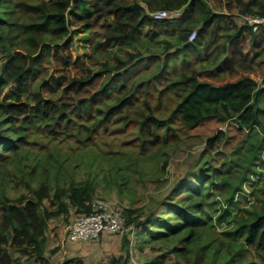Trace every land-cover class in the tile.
<instances>
[{"label": "rangeland", "instance_id": "rangeland-1", "mask_svg": "<svg viewBox=\"0 0 264 264\" xmlns=\"http://www.w3.org/2000/svg\"><path fill=\"white\" fill-rule=\"evenodd\" d=\"M249 1L209 0L212 9L225 11L239 23H246L241 15ZM36 2L53 5L55 0H0V33L10 39L15 50L36 56L28 72V90L22 91L18 80L0 83V102L15 101L21 91V100L35 106L28 115L13 111L12 121L0 105V200L29 196L30 187L43 183L69 186L88 180L94 184L95 198L123 211L134 209L127 214L131 222L122 242L115 245L98 244L100 236L85 240L91 245L79 243L70 248L64 240L65 227L77 213L52 218L47 235L57 236L68 254H54L57 242L51 240L46 248L52 257L50 264H61L74 255L84 258L86 264H123L125 255L126 264H154L155 260L158 264H264V249L247 242V230L239 229L263 208L264 96L257 102L262 123L252 129L239 126L233 119L216 117L187 127L173 113L182 90L168 84L180 77L185 59L191 61L190 68L191 64L201 68L203 63L194 48L175 46L167 67L170 71H162L165 55L157 51L151 52L156 55L147 53L128 62V50L133 49L130 42L121 50L116 46L107 52L95 49V43L104 39L117 18L109 14L108 3H99L93 16H70L71 39L32 25L40 21L29 7ZM182 25L181 19L171 21L170 30L163 29L161 38L179 34ZM189 26L198 29L197 25ZM67 40L70 45L63 54L57 51L46 57L45 43ZM229 51L230 58L215 80L249 73L262 86L264 32L254 42L248 34L241 43H232ZM64 55L70 59L78 56L94 69L107 57L115 66L113 73L128 59L127 72L124 79L116 80L113 89L95 98L100 101L91 111L85 107L75 111L70 103L66 108L71 110H42L35 94L40 90L45 96L59 95L56 78L69 76ZM172 61L178 62L175 70ZM99 80L96 78L89 89L94 90ZM78 92L86 95L88 90ZM122 96L131 99L113 109L111 106ZM149 115L157 123L148 119L143 125ZM195 215L200 217L196 224L186 221L185 217ZM192 231L187 251H176L175 246H183ZM112 255L118 262L108 263ZM24 261L30 263L26 258Z\"/></svg>", "mask_w": 264, "mask_h": 264}, {"label": "trees", "instance_id": "trees-1", "mask_svg": "<svg viewBox=\"0 0 264 264\" xmlns=\"http://www.w3.org/2000/svg\"><path fill=\"white\" fill-rule=\"evenodd\" d=\"M101 2L111 5L109 14H113L117 18L112 22L104 39L95 43L97 50L102 49L107 52L108 49H112V46L121 50L127 42H130L133 49L128 50L127 56L130 59L128 62L157 51L159 54L165 55V59L161 63L162 71H170L168 68L170 57L173 55L172 48L178 44L182 46L181 48L188 49L197 48L199 44L205 43L206 48L212 47L211 52L218 51L215 52L213 59H217L222 51L225 52V55L216 64L204 65L200 69L190 68L191 61L183 60L180 77L168 84L169 87L175 86L182 90L173 111L182 124L192 127L212 117L221 120L233 119L239 126L246 129H252L262 123L257 102L264 96V77L262 86H259L258 81L249 73H239L237 77L223 81L215 79L219 78L218 75L224 70L223 66L230 58L229 50L232 43H241L248 34L254 42L257 40L258 34L264 32V28L254 29L248 23L238 25L230 14L212 12L205 0H55L53 5L36 2L29 7L33 9L40 21L32 25L45 27L72 39L70 16L74 15L78 18L93 16ZM184 5L187 6L183 9L182 17L179 18L183 20L181 32L171 38H161L162 30L167 31L172 20L155 19L151 12L162 7L172 8ZM253 5L257 8H253ZM244 7L245 12L243 13L264 14V1L250 0ZM189 25L198 26L196 39L191 42L188 41V34L193 28ZM86 29L90 30L88 27ZM141 34L144 36L141 37ZM215 43L217 45L214 47ZM68 44L70 45L68 40L45 43L46 57L55 55L57 51L63 54ZM114 50L116 53L119 52ZM110 53L111 51L108 55ZM156 54L158 53L152 55ZM203 55L206 57L207 53H203ZM203 55L201 53V56ZM63 57L69 76L62 74L56 78L60 88L58 96H45L40 90L35 94L34 98L42 110L48 108L55 111L59 107L66 108V104L70 103L75 111L79 112L84 107L91 111L93 104L100 101H96L95 98L101 93L113 89L116 80L124 79V74L127 72L125 68L128 66L126 65L128 59L119 65L118 70L113 73L115 66L110 64L107 57L100 62L97 69L90 67L78 56L71 57V59L66 55ZM35 59V55H27L22 50H15L10 39L8 40L0 33V83L7 84L10 81L18 80L21 81L22 91L28 90V72H31L30 66ZM176 62H173L174 70L178 63ZM28 64L29 66H26ZM124 70L126 71L124 72ZM204 74L208 75L207 78L202 77ZM96 78H100L98 86L94 90L89 89V85ZM121 85L119 88L122 89ZM80 89H87L88 93L82 95L78 92ZM21 96L22 92L18 91L15 101L0 102L12 121L14 119L13 115L11 117L13 111L24 112L28 115L33 112L35 107L31 103L21 100ZM66 99H70V101L68 102ZM130 99V97L122 96L119 103L111 107L113 109L121 108ZM66 109L71 110L70 107ZM148 119H155L156 123L158 121L149 115L145 117L142 124L145 125ZM209 141L211 144L213 143L212 138ZM4 144L7 146V143ZM94 195V184L83 180L79 183H71L69 186L51 187L43 183L35 188L30 187L29 196L23 195L19 198L0 200V264H26L24 258L30 260V263L27 264H48L49 260L44 251L48 241L49 221L54 217L66 216L71 211H75L77 214L91 212ZM133 212V208L124 209L126 218L127 214ZM185 218L192 224H196L200 219L196 215L194 218ZM130 222L127 218V224ZM242 228L247 230V242L259 249H264V201L262 211L242 222L239 229ZM192 235L193 231L189 237L184 239L185 244L183 246L176 245L175 250L186 252ZM6 245L10 246L12 250L7 249ZM12 252L14 254H11ZM127 260L128 256L125 255L123 264H126ZM73 261L68 259L61 264H72ZM112 262L116 263L118 259L114 258ZM77 263L84 264L80 260H77ZM154 264H158V260H155Z\"/></svg>", "mask_w": 264, "mask_h": 264}, {"label": "built area", "instance_id": "built-area-1", "mask_svg": "<svg viewBox=\"0 0 264 264\" xmlns=\"http://www.w3.org/2000/svg\"><path fill=\"white\" fill-rule=\"evenodd\" d=\"M182 7H162L151 12L155 19L177 20L183 15ZM246 23L254 29L264 28V14L246 12L242 14ZM197 29L188 34V41H194ZM129 226L123 210H120L102 198H94L93 210L89 213L77 214L65 227L64 240L98 239L102 233L108 232L124 236ZM132 241V239H131Z\"/></svg>", "mask_w": 264, "mask_h": 264}, {"label": "crops", "instance_id": "crops-1", "mask_svg": "<svg viewBox=\"0 0 264 264\" xmlns=\"http://www.w3.org/2000/svg\"><path fill=\"white\" fill-rule=\"evenodd\" d=\"M205 2L208 4V6L210 7V10L212 11V12H218V13H226L225 11H223V10H220V9H212V7H211V5H210V2H209V0H205ZM185 6H187V5H184V6H182V8L183 9H185ZM227 14V13H226ZM242 16V15H241ZM231 17H232V19L234 20V22L235 23H237L238 25H242V24H244V23H242V22H238L237 21V19L235 18V17H233L232 15H231ZM168 29L170 30V27L168 26ZM168 31V30H167ZM217 44L215 43V44H213V46L215 47ZM176 47L177 48H181L182 46L181 45H176ZM223 47V46H222ZM173 48H175V47H173ZM172 48V49H173ZM188 49H192V48H188ZM194 49L196 50V52H197V56H198V60H200L203 64H202V66H207V65H213V64H216L224 55H225V52H221L220 54H219V56H218V58L217 59H213V57H215L214 55H215V52H218L217 50H215V52H211L209 49H207L206 47H205V43H201V44H199L198 45V47L197 48H195L194 47ZM201 53H202V55H203V53H207V55H206V57L203 55V56H201ZM207 61L208 63L207 64H204L205 62ZM176 62V61H175ZM178 64V63H177ZM183 62H182V64H181V67H183ZM186 64V63H185ZM192 65V67H194V68H197V67H195V66H193V64H191ZM190 66V65H189ZM191 67V66H190ZM223 67H225V65L223 66ZM185 68V67H184ZM185 69H187V68H185ZM197 69H200V68H197ZM59 217H61V216H59ZM102 237L100 238V242L98 243V244H108V243H112V244H119V241H121L122 240V236H119V235H115V234H112V233H108V232H104V233H102V235H101ZM51 240H53L54 242H57L56 243V246H55V248L52 250V251H54V254L56 253H59V254H61V251L62 252H64V255L67 253L68 254V252H67V249H63L64 248V245L62 244H60L59 242H58V237L57 236H54L53 238L51 237V238H49V236H48V241H47V243H46V246H45V255L48 257V260H49V263L48 264H50L51 262H53L52 261V257L50 256V255H48L47 253V250H46V248H47V244L51 241ZM68 242V246H71L70 248H76L75 246H76V244H79V243H82L83 245L85 244V247L87 246V245H91L88 241H85V240H68L67 241ZM103 242V243H102ZM122 242V241H121ZM72 243H74V244H72ZM80 245H77V249H76V251H78V247H79ZM67 248V247H66ZM69 248V253H71V249ZM88 248H90V247H88ZM85 252V251H84ZM117 256L115 255H112V259H110L109 261H108V263L111 261V260H113L114 258H116ZM68 259H72V260H74L73 262H72V264H78L77 263V260H80V261H83V263L84 264H86L85 263V260H84V258H82V257H78V256H72V257H68L67 259H65V260H68ZM64 260V261H65Z\"/></svg>", "mask_w": 264, "mask_h": 264}]
</instances>
